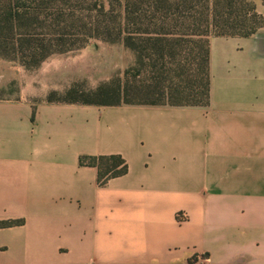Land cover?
<instances>
[{
    "label": "crops",
    "instance_id": "crops-1",
    "mask_svg": "<svg viewBox=\"0 0 264 264\" xmlns=\"http://www.w3.org/2000/svg\"><path fill=\"white\" fill-rule=\"evenodd\" d=\"M209 74L205 107L0 96V264H264V28L213 36ZM112 154L104 186L79 165Z\"/></svg>",
    "mask_w": 264,
    "mask_h": 264
},
{
    "label": "trees",
    "instance_id": "trees-1",
    "mask_svg": "<svg viewBox=\"0 0 264 264\" xmlns=\"http://www.w3.org/2000/svg\"><path fill=\"white\" fill-rule=\"evenodd\" d=\"M262 28L264 17L250 0H0V59L35 70L95 42L122 43L134 55L123 79L99 86L92 98H71L70 89L68 99L52 93L47 101L205 107L209 38L248 37ZM79 165L97 169L99 186L128 172L118 154L81 156ZM21 224L5 220L0 228Z\"/></svg>",
    "mask_w": 264,
    "mask_h": 264
},
{
    "label": "rangeland",
    "instance_id": "rangeland-1",
    "mask_svg": "<svg viewBox=\"0 0 264 264\" xmlns=\"http://www.w3.org/2000/svg\"><path fill=\"white\" fill-rule=\"evenodd\" d=\"M133 62V53L122 43L104 42H95L74 53L54 55L35 70H26L17 63L0 59L1 77L5 66L7 70L9 66L13 70L12 82L7 89L0 88V96L18 98L25 95L40 102L47 101L53 93L55 100H66L69 98L67 92L75 89L71 98H92L90 93L99 86L123 79L124 71ZM178 72L181 74L182 71Z\"/></svg>",
    "mask_w": 264,
    "mask_h": 264
}]
</instances>
